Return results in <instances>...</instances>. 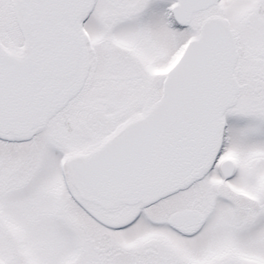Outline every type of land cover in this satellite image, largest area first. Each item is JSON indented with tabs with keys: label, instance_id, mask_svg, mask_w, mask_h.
<instances>
[{
	"label": "snow or ice",
	"instance_id": "6c2138e0",
	"mask_svg": "<svg viewBox=\"0 0 264 264\" xmlns=\"http://www.w3.org/2000/svg\"><path fill=\"white\" fill-rule=\"evenodd\" d=\"M0 264H264V0H0Z\"/></svg>",
	"mask_w": 264,
	"mask_h": 264
}]
</instances>
